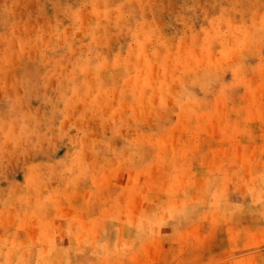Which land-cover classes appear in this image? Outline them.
Instances as JSON below:
<instances>
[{"label":"rangeland","instance_id":"rangeland-1","mask_svg":"<svg viewBox=\"0 0 264 264\" xmlns=\"http://www.w3.org/2000/svg\"><path fill=\"white\" fill-rule=\"evenodd\" d=\"M0 228V264H264V0H0Z\"/></svg>","mask_w":264,"mask_h":264},{"label":"crops","instance_id":"crops-1","mask_svg":"<svg viewBox=\"0 0 264 264\" xmlns=\"http://www.w3.org/2000/svg\"><path fill=\"white\" fill-rule=\"evenodd\" d=\"M24 185L26 184V182L23 183ZM36 185H30V190L29 192L27 193H30L31 198L29 200V203H30V208L32 209V212H30V222L31 220L32 221H36L37 223L45 218H47V215L48 214L45 210H44V202L48 199V193L46 194V192L44 191V187L41 183H35ZM82 184V183H81ZM79 185L78 187H84L85 185ZM16 187H21V185L17 186L15 184ZM94 204L91 206V211H89V216H92V215H96L97 214V202H93ZM86 214H81V213H78V220H83V222H87L86 220ZM82 218V219H81ZM37 228H33V227H30L28 229H25L24 230V234H30L32 235L33 234H42L43 233V228L41 226H39L38 224L36 225ZM0 232L3 233L1 234L2 236L5 234V229L4 228H0ZM8 233H11V232H8ZM21 233L18 232V233H13L12 232V235L10 234L9 237L11 239L15 238L16 236L15 235H20ZM36 249L33 248L31 250H29L28 252L30 253L29 255L30 256V259H25L23 261V263H19V264H34V261L36 260V257L34 256L35 255V252ZM18 261L17 259V256L16 254L13 252V251H9L8 252V255L6 256V260H5V263L3 264H16V262ZM7 262V263H6Z\"/></svg>","mask_w":264,"mask_h":264}]
</instances>
